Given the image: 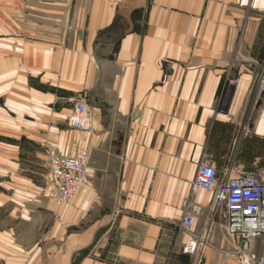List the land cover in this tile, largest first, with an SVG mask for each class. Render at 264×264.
<instances>
[{"label": "crops", "instance_id": "obj_1", "mask_svg": "<svg viewBox=\"0 0 264 264\" xmlns=\"http://www.w3.org/2000/svg\"><path fill=\"white\" fill-rule=\"evenodd\" d=\"M263 92L264 0H0V264H191L179 224L200 204L207 226L213 201L196 171L246 121L264 139ZM80 98L88 130L69 125ZM50 148L89 152L73 200ZM211 240L229 247L224 218Z\"/></svg>", "mask_w": 264, "mask_h": 264}, {"label": "built area", "instance_id": "obj_2", "mask_svg": "<svg viewBox=\"0 0 264 264\" xmlns=\"http://www.w3.org/2000/svg\"><path fill=\"white\" fill-rule=\"evenodd\" d=\"M69 125L79 130L92 127L84 98L76 103ZM47 159L54 194L64 201L75 199L86 184L88 150L66 155L50 148ZM194 186L198 190L212 191L213 201L207 212V226L196 228L198 218L205 212L200 204L187 211L179 224L185 235L182 250L191 257V264H202L210 247L237 258L242 264H264V252L258 248L259 241L264 244V176L253 177L246 173L220 176L216 165L207 161L198 167ZM223 218L229 247H220L211 240L213 221Z\"/></svg>", "mask_w": 264, "mask_h": 264}, {"label": "rangeland", "instance_id": "obj_3", "mask_svg": "<svg viewBox=\"0 0 264 264\" xmlns=\"http://www.w3.org/2000/svg\"><path fill=\"white\" fill-rule=\"evenodd\" d=\"M220 104L223 109H226L228 101L222 100ZM252 111L251 107L247 119L253 115ZM243 125L240 129H232L229 133L231 146L221 149L226 157L220 171L218 169L220 176L227 177L240 173H246L253 177L264 176V139L252 137L254 134L250 131L247 121ZM181 233L183 234V232ZM183 236L185 235L183 234ZM258 245H262V242L260 241ZM173 263L174 261H172Z\"/></svg>", "mask_w": 264, "mask_h": 264}, {"label": "trees", "instance_id": "obj_4", "mask_svg": "<svg viewBox=\"0 0 264 264\" xmlns=\"http://www.w3.org/2000/svg\"><path fill=\"white\" fill-rule=\"evenodd\" d=\"M132 18H133V20H134V22H135V28L137 29V30H140L141 28V26H140V24H139V11L138 10H135V11H133V13H132ZM221 88V87H220Z\"/></svg>", "mask_w": 264, "mask_h": 264}, {"label": "water", "instance_id": "obj_5", "mask_svg": "<svg viewBox=\"0 0 264 264\" xmlns=\"http://www.w3.org/2000/svg\"><path fill=\"white\" fill-rule=\"evenodd\" d=\"M263 97H264V92H263L262 96L260 97L257 106H259V105L261 104V102H262V100H263Z\"/></svg>", "mask_w": 264, "mask_h": 264}, {"label": "bare ground", "instance_id": "obj_6", "mask_svg": "<svg viewBox=\"0 0 264 264\" xmlns=\"http://www.w3.org/2000/svg\"><path fill=\"white\" fill-rule=\"evenodd\" d=\"M83 190V189H82Z\"/></svg>", "mask_w": 264, "mask_h": 264}]
</instances>
